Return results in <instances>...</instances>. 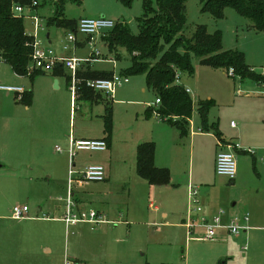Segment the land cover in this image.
Returning <instances> with one entry per match:
<instances>
[{
	"label": "rangeland",
	"instance_id": "rangeland-1",
	"mask_svg": "<svg viewBox=\"0 0 264 264\" xmlns=\"http://www.w3.org/2000/svg\"><path fill=\"white\" fill-rule=\"evenodd\" d=\"M51 7L38 8L37 14L44 28L38 32V39L44 49H52L63 55L60 48L66 43L68 31L57 26L49 27ZM203 7L201 0H187V24L183 31L185 38H192L199 27H205L211 35L220 33L222 50L243 53L246 63L261 75L264 72V33L255 31L252 22L233 8H225L222 17H217L212 12L204 11ZM62 11L64 17L77 22L105 16L116 25L125 26L133 36L139 34V21L145 15L143 0H133L129 7L119 0H68L63 2ZM26 14L29 12L26 11ZM24 19L26 31L34 34V24ZM113 30L108 31V34ZM48 33L53 40L51 45L47 39ZM95 48L101 53L96 67L114 71L128 78L129 83L117 88L113 99L103 96L105 100L97 104L77 102V110L74 109V97L69 89L64 88V92L56 95L58 90L52 84L53 76H19L9 64L0 62L1 66L5 65V68H0V84L23 87L33 95L28 108L27 103L19 100L16 94L5 96L6 92H0V116H3L0 119V225H4L5 233L10 235L8 246L15 258L11 259L9 251L5 249V260H0V264H5L1 262L8 259H11L9 264H65L67 257H72L77 251L91 255L84 261L85 264H115L116 260L133 258L141 259L145 264L148 260L154 264H169L167 262L175 259L177 251L173 250L168 261H163L157 251L151 250L150 244L155 240L152 230L155 227L163 229V234H158V240L163 241L162 238L167 235L175 242L177 240L178 246L182 244L180 253L190 260V264H210L208 255L215 241L196 240L186 243L185 230L179 233L174 228L162 226L166 222L162 218L164 212L173 214L167 218L168 223L181 222L179 216L185 210L189 197L185 186L189 184L200 189L199 196L224 200L221 207L225 212L232 208L233 203L238 204L237 208H250L253 206L251 199L261 197L259 229L248 231L246 239L242 241L229 236L227 246L231 253L224 261L227 264H264V174L262 177L256 176L250 155L237 154L239 175L236 179L240 178L242 185L232 189L230 183L233 182L215 172L212 163L215 145L212 138L196 137L195 147L192 148L193 128L208 135L215 133L216 130L211 127L221 122L225 135L232 134L231 122L234 120L238 124L232 116L234 94L237 90L252 92L258 87L250 81L240 80L238 76L232 77L224 70L201 65L200 60L192 55L194 73H178L180 84L191 91L190 98L194 104L191 130L188 136H183L179 130L166 124L165 118L155 111H149L150 107L160 110L161 106L156 104L159 95L148 86L146 74L125 73L132 63L130 54L120 48V58H117L115 53L109 52L102 37L97 38ZM91 53L92 49L87 48L74 55L79 59H87ZM106 58L115 59L116 65L102 60ZM210 100L212 106L208 112L207 129L203 124L200 104ZM111 108L112 135L109 149L95 154L84 152L79 158L99 161L109 179L102 183H84L81 188L85 191L83 195L95 206L102 205L109 210V221L120 223L94 225V230L84 225L69 227L64 220L53 219L57 216L56 207L65 204L58 201V198L66 199L69 195L72 168L67 152H57L56 148L67 151L68 141L63 139L71 134L76 139L105 137L104 116L107 109ZM40 116L51 118L50 127L55 133L47 130L51 134H44L45 128L39 122ZM153 140L157 145L156 154L166 164L164 167L171 170L175 188L154 187L137 175L139 144ZM79 170V166L74 168V189L79 187L76 184L78 173L81 172ZM189 176L192 177L190 181ZM87 193L90 197H87ZM151 205L160 211L156 212ZM15 206H27L29 217L15 219ZM39 209L42 210L40 213ZM127 214L130 215L131 226L125 224ZM3 218L5 220H1ZM105 227L107 232L101 234V229ZM82 228L85 230L80 232ZM220 240H216V243ZM187 244L188 248L191 246L190 256ZM148 250L150 252L147 255ZM18 251L22 256L18 257ZM228 258L233 259L228 261Z\"/></svg>",
	"mask_w": 264,
	"mask_h": 264
},
{
	"label": "trees",
	"instance_id": "trees-1",
	"mask_svg": "<svg viewBox=\"0 0 264 264\" xmlns=\"http://www.w3.org/2000/svg\"><path fill=\"white\" fill-rule=\"evenodd\" d=\"M68 0H0V61L8 63L19 76L34 78L48 76L43 72L29 70L33 53V39L25 36L24 18L13 13L16 5L31 7L34 2L41 6H52L49 27L57 26L67 31H75L77 21L64 17L62 4ZM79 1V0H71ZM125 6H131L133 0H119ZM203 10L222 17L225 8H233L244 18L250 20L252 28L264 33V0H201ZM145 15L139 21V34L133 36L125 26L118 24L115 29L103 38L110 53L120 58L119 49L124 48L131 56V66L125 73L130 75L146 74L147 83L160 100V110L155 111L166 123L179 130L183 136L190 132L194 104L186 88L179 82L178 73L193 74L194 68L191 56L200 60V64L214 69L224 70L232 77L248 80L263 86L264 77L257 74L245 60V55L238 51H223L221 34L211 35L205 27H199L192 38H185L183 31L187 24V0H143ZM63 67L55 69L51 76L65 77L71 82L70 73ZM112 71L94 70L90 66L78 72V78L83 82L80 86L79 100L93 102L98 100L101 93L86 87V82L96 79H110ZM32 93L25 92L22 101L30 104ZM212 100L200 104L203 124L206 125ZM107 143L112 135V108L107 109L104 116ZM206 127V126H205ZM209 129V127H206ZM221 138L217 131L214 133ZM156 145L145 142L137 150V174L153 186L171 184V173L168 169H160L155 165Z\"/></svg>",
	"mask_w": 264,
	"mask_h": 264
},
{
	"label": "crops",
	"instance_id": "crops-1",
	"mask_svg": "<svg viewBox=\"0 0 264 264\" xmlns=\"http://www.w3.org/2000/svg\"><path fill=\"white\" fill-rule=\"evenodd\" d=\"M75 31H68L67 33L75 32ZM106 35L101 36L102 40L104 37H106ZM47 39L49 41V45L53 44V40L51 39L50 33L47 34ZM41 45H43L42 42H41ZM63 45L64 46H61V48H60V49H62V51L64 53L63 55H60V53H58V51L55 52V50H54V52L59 56L70 57V58H77L74 54H76L77 52H83L87 48L88 49L91 48L89 45V39L84 37V36H81V35H77V42L76 43H74V44L68 43V41L66 39V43H63ZM65 46L68 47L67 51H65L63 49ZM92 55H93V49H92L91 55L86 57V58L89 59L92 57ZM77 59H79V58H77ZM87 59H82V60H87ZM111 59L114 60L113 64L115 66L116 60L113 58H108V59L106 58V60L105 59H102V60L110 62ZM98 61H100V60H98ZM0 62L6 63L4 61H0ZM97 62H91L88 64V66H90L94 70L109 71V70H105L103 68H97L96 67ZM6 64H8V63H6ZM4 66L0 65V68L3 69V68H5ZM112 72H114V71H112ZM51 75L52 74H50L49 76H51ZM53 77H54V79L52 81V84H54L56 90H58V93L56 94L57 96H58V94H60V92L65 90L64 88L69 89L70 84L67 83V80L65 77H62V76H53ZM253 84L258 87L256 90H254L252 92H242V90H237V92L234 94V98H233L234 101L232 104V108H233L232 116H233V118L235 117L234 119L236 121H238V124H236L234 120L231 122V124L234 122L235 126L231 125V129L234 132L232 134H228V136L230 138L228 136H226L225 133L223 132L224 130L222 128L221 122L219 125L215 124L213 127H211L212 129L216 130L217 133L220 134L221 138H218L214 133H210L208 135H205L206 133L205 134L199 133V132H197V130L195 128H193V131H192V136H193L192 148L195 147L194 142L196 141L195 140L196 137L212 138V140L214 141V145H215V147L213 149L214 154H212V155H214L212 163L215 165L217 154L221 151H229L230 150L228 148V144H231V143L232 144H240L242 147V150L235 151V155H237V154L238 155H241V154L242 155H250L252 158V167H253L254 173L256 174L257 177H262V175L264 174V87L257 85V83H253ZM188 90L189 89H186V91H188ZM69 91H70V89H69ZM188 94L190 95L191 91ZM8 95L9 94H7V93L5 94V96H8ZM103 96L107 97L104 94H100V96L98 97V100L93 101L91 103L97 104L98 102L105 100ZM157 100H158V98H157ZM157 100H156V104H157ZM81 101L82 100H78V102H81ZM82 102H84V101H82ZM85 102H87V101H85ZM29 105L30 104H27L28 108H30ZM157 105H159V104H157ZM0 113H2V112H0ZM2 117L3 116L1 115L0 119ZM82 117L85 118L84 115ZM39 122L41 123L42 127L45 128L43 130L45 132L44 133L45 135L49 136L51 134L50 132H47V130H50V131L52 130V132H54V133L56 132L54 129H52V127H50V124H51V118L50 117L40 116ZM190 123L192 125V119H191ZM166 124H168V123H166ZM191 125H190V130H191ZM204 126L209 127V125L207 123H206V125L204 124ZM104 135H105V137H101V138H94V139L79 138V139H76L74 137V135L71 134L68 137L69 139L64 137L63 140L68 141V149H67V151L62 150V152H67V154L70 156L69 150H70V146H71V140H101V139L106 140L107 134L105 133V127H104ZM150 142H153L156 145V142L154 140L150 141ZM110 143H108V149H109ZM139 145H141V144H139ZM57 148H60V147H57ZM57 148H56V151H57ZM249 149L253 150L254 154L246 152ZM62 152H60V153H62ZM81 153H84V152H79L76 154V157L74 159V164H72L73 168L79 166L81 168V170H79V171H83L88 166L101 165L100 163H98L99 161H90V160L84 161V159H82V158L79 159L81 156ZM87 153L95 154V153H101V152H87ZM70 159H71V157H70ZM155 165L157 168H160V169H168L171 173V170L169 168L164 167L166 164H163L160 156L157 154H155ZM70 171H71V169H70ZM238 175H239V171L237 172V177H238ZM106 176H107V174H106ZM171 177H172V173H171ZM191 178L192 177L189 176L188 180L190 181ZM108 179L109 178L107 177L106 181ZM236 180H237V182H236ZM229 182H231V181H229ZM232 182L233 183H230V186H232V189H236L242 185V180H240V178H239V180L235 179V181H232ZM76 184H78L79 187L74 189V187H73L74 184H71V182H70V188H69L70 192H69L68 197L72 194L73 201L76 204L77 210L79 212L94 211V212L98 213L99 216H101L105 219V223H100V224L81 223V224H78L74 227H77L79 225H84L85 227L90 226L91 230H94V225H99V226L105 225L106 226L108 224H119L120 223V222H116V221H109L108 220V216H110L109 210L108 209L106 210V208H104L102 205H96L95 206V204H93V202L90 201L89 198H86V195H83V192H85V191L84 190L82 191L83 188H81V187L84 185V183H82V182L80 183L79 181H77ZM191 186H192L191 184H189L188 186H185L188 190L189 197L187 199V204L185 206V210H183L181 213L182 215L179 216L181 219V222L176 223V224L168 223L167 218L169 216L172 217L173 214H171V213L168 214V213L164 212V213H162V218L166 222H163L162 226L164 228L165 227L174 228L179 233H181V232L183 233V230H185V232H186L185 236L187 238V240L185 242L188 243V241L196 242V240L204 237V233H205L204 225H205V223L212 224L214 219L217 217L221 218L222 224L224 226H229L235 219H239L240 224L244 225L247 228V230L243 231L239 236H234V235L230 234L229 232H227V230H225V229L219 230V236L220 237L217 240H220V239L221 240L219 243L218 242L216 243V241L213 242V243H215L214 248H212L211 253L208 255V259H209L210 264H212V263L213 264H227L226 261H224V259H226V257H228V255H230V253H231L229 247L227 246L228 245L227 240H228L229 236L230 237L232 236L233 238H235V240L242 241V240L246 239L245 236L247 235L248 231H250V230L256 231L259 229L258 225L261 222L260 217H261V210H262V202L260 199L261 197L252 198L251 200H252L253 206H251L250 208H247V207L246 208H244V207L237 208L238 204L233 203L232 208L227 209L226 212L224 211V214L220 215L221 210L223 211V209H222L223 207H221V205L224 204L225 201L224 200H219V201L218 200L217 201L212 200V199H209V197L205 196V195L204 196L198 195L197 198L192 197L191 189H190ZM154 187H157V186H154ZM158 187H162L165 189L175 188L176 184H175V182L172 181V178H171V184H169L167 186H158ZM88 196L90 197V194H88L87 197ZM67 198L66 199H64L62 197L58 198V201H60V199H62V201H60V202H63L65 204H63L62 206L56 207L55 213L59 217L56 216V218H53V219L59 218V219L63 220L65 209L67 206V203H66ZM195 200L198 201L199 204H195V202H194ZM92 205H94L96 208H91L90 206H92ZM150 207L154 208V210L156 212L160 211V209L158 207H153L152 205ZM195 207H200L202 210L200 212H195L193 210ZM257 209H258V212H257ZM41 211L42 210L39 209L38 213H40ZM247 214L249 215L250 220L248 222H245L243 220V218ZM28 217H29V215H28ZM1 220H5V219L3 218ZM129 221H130V215L127 214V221L125 222V224H128V226H131ZM189 225L193 226L192 230L189 229ZM150 226L151 225L149 224L148 227H150ZM148 229L150 230V228H148ZM81 230L83 231L85 229L84 228L80 229V232H81ZM5 232H7V231L5 230L4 225H0V260H5V256H6L5 249L9 251L8 256L11 259H15L13 254H12V250H10L9 246H8L9 245L8 239L10 238V235H9V233L6 234ZM106 232H107V229L105 227V228L101 229L100 233L104 234ZM177 232H176V234H177ZM158 234H163V229L161 227H155V229L152 230V236H154L153 238L155 240H153L150 244V246L152 247L151 250L157 251L163 261H166V260L168 261V258H169L170 254L172 253L173 250L177 251V254L174 257L175 259H173V260H171V262H167V263H169V264H171V263L172 264H190V260L184 258V256H182V254L180 253L181 249L183 248L182 244H181V246H178L177 240L175 242V240L173 238H170L167 235H164V238H162L163 241L158 240V237L160 236V235L158 236ZM81 238L82 237H80V239ZM236 242H238V241H236ZM190 247L191 246L189 245V248H188V244H187L188 256H190V253H191ZM149 252H150V250H148L146 252V254L148 255ZM19 255L22 256V253H19V251H18V257H19ZM89 257H91V255L88 252L77 251L72 257L68 256L66 260L67 261L72 260L75 262H79L81 264H85L84 261H86V259H88ZM11 259H8L6 261H2L1 263L9 264ZM232 259L233 258H228L227 260L231 261ZM66 260H65V262H67ZM114 263L115 264H145V262L143 260H141V259L139 260V259H135V258L126 259L124 261H117L116 260V262H114ZM147 264H154V263L151 260H148Z\"/></svg>",
	"mask_w": 264,
	"mask_h": 264
},
{
	"label": "built area",
	"instance_id": "built-area-1",
	"mask_svg": "<svg viewBox=\"0 0 264 264\" xmlns=\"http://www.w3.org/2000/svg\"><path fill=\"white\" fill-rule=\"evenodd\" d=\"M38 3L34 2L31 7H23L16 5L13 7V13L18 17L27 18L34 24V34H30L25 31V36L31 37L33 39V53L31 55V61L29 65V70H35L43 72L46 74H53L56 68L63 66L71 75L70 82V92L74 97L75 110H77V102L80 98V86L83 83L78 78V72L82 70L85 65L91 62H97L101 59L100 51L96 50V41L98 37L108 34V31L115 29L116 23L106 17H100L96 19L85 18L78 22L75 32H69L67 35L68 43H76L77 35L84 36L89 39V45L93 49V55L87 60L63 57L57 55L52 49H44L41 42L38 39V32L44 30L41 24V17L37 14ZM26 11L29 14H26ZM64 50L67 51L68 47L65 46ZM114 63V60H110ZM116 63V61H115ZM233 75L234 70L231 69L229 72ZM264 77V72L261 74ZM129 83V79L117 75L115 72L113 77L110 79H96L86 82V87L92 89L95 92L106 95L109 99H113L115 96V91L119 87ZM264 87V84H263ZM0 92H6L7 94H16L21 100L24 93L26 92L23 87L15 86H3L0 84ZM187 93H190L188 90ZM157 104H160V100H157ZM235 126L233 122L231 124ZM229 151H221L217 154L215 162V172L218 176L225 177L229 181H235L237 177V160L235 151L242 150L240 144H228ZM108 150V143L106 140H71V146L69 154L71 157V164H74V158L79 152H105ZM58 152H62L61 148H57ZM246 152L254 154V151L249 149ZM75 171L72 165L70 171V182L75 183L74 175ZM106 170L101 165H92L86 167L83 171L78 173V180L80 183H102L106 181ZM192 197L197 198L199 195V189L197 187L191 186ZM62 201V199H60ZM195 204H199L198 201H194ZM67 206L65 209L63 220L68 224V226H76L81 223L90 224H100L105 223V219L99 216L98 213L94 211L79 212L76 208V204L73 201L72 194L66 200ZM195 212H200L202 209L200 207H195L193 209ZM224 214L221 210L220 215ZM29 215V208L27 206H15L13 208V217L17 220L26 219ZM243 220L248 222L250 220L247 214ZM205 233L204 237L198 239L199 241H216L219 239V230L225 229L227 232L234 236H239L243 231L247 230L244 225L240 224L239 219H235L229 226H224L220 217L214 219L212 224L205 223ZM189 229L192 230L193 226L189 225ZM66 264H81L72 260H68Z\"/></svg>",
	"mask_w": 264,
	"mask_h": 264
}]
</instances>
